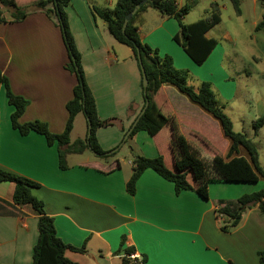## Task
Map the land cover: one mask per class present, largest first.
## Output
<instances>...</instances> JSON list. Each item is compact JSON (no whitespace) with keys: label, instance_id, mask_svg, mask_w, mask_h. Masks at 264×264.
Listing matches in <instances>:
<instances>
[{"label":"crops","instance_id":"1","mask_svg":"<svg viewBox=\"0 0 264 264\" xmlns=\"http://www.w3.org/2000/svg\"><path fill=\"white\" fill-rule=\"evenodd\" d=\"M31 2L18 0L23 7ZM115 2L70 0L65 6L97 115L100 119L117 118L96 130L104 150L119 144L124 134L121 126L127 130L143 105L141 75L131 49L115 40L91 11L92 5L111 8ZM175 2L178 7L193 4V0ZM191 7L183 16L186 23L205 16L187 19ZM219 23L205 33L217 44L201 63L203 73L173 40L179 29L175 18L147 8L139 17L138 34L161 55L171 56L176 67L194 70L201 79H212L219 89L229 85L222 69L224 52L214 32ZM222 36L230 38L227 30ZM67 61V49L54 17L32 10L19 21L0 20V71L10 90L28 100L20 123L40 120L52 133L63 131L68 117L65 104L77 82L75 74L65 67ZM219 92L223 100L233 98L228 91ZM155 101L163 113L174 117L179 132L194 148L226 158L230 142L211 114L169 84L161 85ZM12 111L0 82V168L38 183L31 193L52 217L56 235L64 243L84 247L82 252L66 250L64 255L69 260L77 264H121L125 250L132 248L145 257L143 264H259L258 252L264 250V217L257 205L246 208L237 225L226 229L222 227L229 225V218L219 208L261 188L264 182L260 177L254 182L209 181L207 194L202 196L192 190L175 193L171 181L148 168L137 179L135 193L129 194L125 184L132 173V161L123 163L115 158L108 162L95 154L76 158L84 150L68 154L67 167L61 169L56 143L47 144L42 134L33 131L21 135L11 126ZM80 115L75 116L71 141L84 138L87 132L82 116L83 136L72 139ZM170 140L171 130L166 125L155 134L140 130L128 143L138 145L146 157L162 154L172 163ZM241 149L237 155L247 158ZM13 188L12 182H0V264H31L38 215L30 206L13 202Z\"/></svg>","mask_w":264,"mask_h":264},{"label":"trees","instance_id":"2","mask_svg":"<svg viewBox=\"0 0 264 264\" xmlns=\"http://www.w3.org/2000/svg\"><path fill=\"white\" fill-rule=\"evenodd\" d=\"M139 1L116 0L111 8L91 6L92 14L105 23L109 33L115 40L131 49L133 57L137 60L141 75L142 107L145 100H148L145 111L123 143H126L140 130L155 134L166 125L171 130L172 163L166 162L162 154H158L155 157L134 156L132 173L125 184L126 191L129 194L135 193L137 179L148 168L164 179L171 181L174 185L175 193H179L181 190H192L202 196H206L207 184L213 180L254 182L261 177L264 182V169L260 165L256 145L244 133L233 130L232 121L224 112V105L217 99L211 83L202 81L196 87L188 84L187 70L175 68L171 56L167 54L161 55L156 48H152L143 42L138 34L139 17L147 8H152L161 15L173 17L177 20L179 27L173 36V40L182 47L195 63L201 64L217 44L214 38H207L205 33L220 22L218 4L214 1L210 2L204 17L192 23H185L183 16L189 11L190 4L178 7L175 0H147L128 20L123 30L122 25L125 15ZM260 1L264 3V0ZM69 2L70 0H32L33 8L28 9L21 6L18 0H0V8L8 10L7 17L2 15L0 11L1 21H19L32 10H42L50 18L54 17L60 27L68 55L65 67L73 72L77 79L72 89V97L65 104L68 117L62 132H50L47 124L40 120L20 123L18 119L25 110L28 100L21 95L14 94L10 90L8 80L1 71L0 82L5 89L8 103L13 106V111L10 115L11 126L17 129L21 135H26L33 131L42 134L47 144L56 143L58 165L61 169L67 167L66 156L71 153H81L89 149L100 158L106 159L109 155H112L115 149L104 150L97 141L96 130L100 126L112 124L113 120L117 119H100L97 115L95 100L85 81L80 53L75 45L67 21L65 6ZM230 2L236 14H240L239 0H230ZM262 28H264V10L261 20L255 26L256 30ZM137 55H139L140 63ZM140 65L147 78L145 88L142 86ZM163 84H169L177 88L178 91L186 95L192 102L201 106L218 121L223 136L230 142L225 155L226 158L220 155L210 156L203 149L194 148L179 132L174 117L163 113L155 101V96ZM78 113L84 114L87 125L88 121L91 124L88 143L86 142L87 132L84 138L70 140L73 122ZM263 125L264 114L252 121L254 133H257ZM121 129L124 130L125 134L127 130L123 126H121ZM240 147L246 152L247 158L237 155ZM3 181L14 184L12 200L16 205H28L38 215V235L32 250L31 264H77L65 257L64 253L66 250L82 252L84 247H76L64 243L56 235L52 217L45 213L43 202L31 193V188L38 186V183L23 175L0 168V182ZM251 205H257L259 211L264 214V185L256 191L240 195L236 200L227 202L219 208V212L229 218V225L222 228L226 229L237 225L245 209ZM125 251L127 254L132 252L133 249L128 248ZM144 260L145 257L142 256L141 264L144 263ZM258 263L264 264V250L258 252ZM121 264H131L126 255L123 257Z\"/></svg>","mask_w":264,"mask_h":264},{"label":"rangeland","instance_id":"3","mask_svg":"<svg viewBox=\"0 0 264 264\" xmlns=\"http://www.w3.org/2000/svg\"><path fill=\"white\" fill-rule=\"evenodd\" d=\"M209 1H214L219 6L220 23L215 27L214 32L220 43V48L224 52L222 69L227 74L229 85L225 84L218 89L212 79H201L194 70L174 66L177 69L187 70L188 84L193 87L198 86L202 81L211 83L217 99L224 105V112L232 121L233 130L244 133L253 141L258 150L260 165L264 169V125L257 133H254L252 127V121L264 114V28L255 29L256 24L261 20L264 3L260 0H239L241 13L236 14L230 0H193L187 19L204 16ZM25 7L33 8L32 3ZM0 11L5 17L8 16L6 8H0ZM225 30L229 32L230 38L222 36ZM211 62H214V58L211 59ZM196 68L197 71H200L199 73L204 72L201 70V64ZM220 90L230 92V96L233 98L227 101L223 100ZM80 114V120L72 133V139L76 136H83L84 121L82 116L84 114ZM114 149V153L107 157L108 162L116 158L125 163L128 160L132 161L136 155H142L138 145L131 147L128 141L123 145L119 142ZM241 151L244 153L242 149ZM93 156L94 153L86 149L83 155L76 158H92ZM256 184L252 183V185ZM262 216L264 217V214Z\"/></svg>","mask_w":264,"mask_h":264},{"label":"water","instance_id":"4","mask_svg":"<svg viewBox=\"0 0 264 264\" xmlns=\"http://www.w3.org/2000/svg\"><path fill=\"white\" fill-rule=\"evenodd\" d=\"M147 0H140L139 2H137L134 7L125 15L124 20H123V25H122V29L124 30L128 20L137 12V10L140 8V6L142 4H144ZM139 63H140V58L139 55H137ZM141 72H142V86L145 88L147 85V78L145 75V72L143 70V68L141 67ZM148 105V100H145L144 106L141 108V110L138 112L137 116L134 118V120L132 121L130 127L127 129V131L125 132L123 139L121 141V144L128 138V135L130 134L131 130L133 129V127L135 126L136 122L138 121L139 117L143 114V112L145 111L146 107ZM90 127L91 124L88 121V125H87V136H86V142L88 143L89 141V135H90Z\"/></svg>","mask_w":264,"mask_h":264},{"label":"built area","instance_id":"5","mask_svg":"<svg viewBox=\"0 0 264 264\" xmlns=\"http://www.w3.org/2000/svg\"><path fill=\"white\" fill-rule=\"evenodd\" d=\"M126 257L130 260L131 264H141L142 263V256L138 255L134 251L127 253Z\"/></svg>","mask_w":264,"mask_h":264}]
</instances>
